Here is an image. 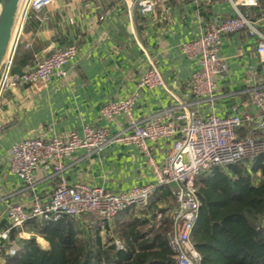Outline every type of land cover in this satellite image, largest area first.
Returning <instances> with one entry per match:
<instances>
[{"label":"crops","instance_id":"0c3cea01","mask_svg":"<svg viewBox=\"0 0 264 264\" xmlns=\"http://www.w3.org/2000/svg\"><path fill=\"white\" fill-rule=\"evenodd\" d=\"M138 0H54L39 13L32 12L23 32L30 49L19 47L13 60V72L31 67L54 49L75 43L77 54L66 66V76L52 78L45 86L25 84L4 91L0 100V229L7 227V205L18 203L28 208L34 196L50 199L58 177L53 164L39 165L32 172V186L9 171V148L27 136H66L89 124L103 127L110 134L128 128L125 116L106 121L100 108L112 101L126 99L137 92L133 118H143L175 106L178 102L194 110L201 120L214 114L224 118L238 115L243 123L237 129L246 137L257 122L258 112L250 97V88L264 84V56L256 53L257 40L245 31L222 37L219 49L228 70L215 78L214 101L204 102L186 88L191 74L199 69L197 60L180 52L182 43L193 40L207 23L235 15L228 0H155V10L141 16ZM240 13L264 26V0L257 7H240ZM25 56L29 59L26 60ZM155 66L164 86L138 88L144 72ZM181 125L180 121L175 122ZM172 139L147 142L149 155L134 145L114 143L100 153L76 150L62 159L63 176L68 183L99 186L112 193L153 182L149 157L161 165L171 149ZM156 194V193H155ZM157 194L151 202L155 201ZM164 201L157 202L162 207ZM137 213V209H133ZM120 213L108 223L126 218ZM88 215L78 217L81 226L90 227ZM94 224V223H93ZM18 236L31 233L22 228ZM103 238L108 236L102 233ZM42 249L47 243L36 237ZM43 243V244H41Z\"/></svg>","mask_w":264,"mask_h":264},{"label":"built area","instance_id":"2783aa9c","mask_svg":"<svg viewBox=\"0 0 264 264\" xmlns=\"http://www.w3.org/2000/svg\"><path fill=\"white\" fill-rule=\"evenodd\" d=\"M54 0H21L11 33V42L0 66V100L5 90L28 84L32 88L45 86L52 78L66 76V64L75 58L77 48L70 43L54 49L50 54L37 60L31 67L13 72V60L19 47L30 49V42L23 41V32L32 12L39 13ZM127 2V0H120ZM235 15L215 19L205 26L198 37L180 45V52L190 60H197L199 69L186 82V88L204 102L214 101L215 78L228 70L219 49L222 37L245 31L256 38L255 51L264 56V26L258 28L256 22L240 13V7H257L259 0H228ZM155 0H138L137 10L141 16L150 15L155 10ZM138 88L152 89L164 86L162 77L155 66H150L138 82ZM251 102L258 112V119L246 137H240L237 129L243 119L238 115L218 117L214 114L201 120L194 110L185 108L178 102L175 106L153 113L140 121L133 118V107L138 93L126 99L103 105L99 116L112 121L116 116H125L128 128L110 134L103 127L84 124L80 131L71 130L66 136H27L9 148V171L17 176L26 188H30L32 172L41 164H53L58 181L50 199L43 202L34 196L30 207L9 204L5 210L7 227L0 229L1 249L7 244L11 230L20 229L26 222L38 219L55 222L62 217L91 218L110 223L121 212L132 208L146 210L155 193L168 187L174 204L161 208L155 214L151 225L168 221L165 238L174 254L176 264H201L192 233L199 214V199L195 187L196 178L204 171L225 168L242 160L264 154V84L250 89ZM180 121L181 125L175 122ZM5 129L0 124V133ZM172 139L171 149L164 162L158 165L149 157L153 182L134 187L127 192L112 193L99 186L82 183H68L63 176L62 159L79 149L88 153H100L109 145L120 143L134 145L149 155L147 142ZM116 250L122 244L114 239Z\"/></svg>","mask_w":264,"mask_h":264},{"label":"trees","instance_id":"16d2710c","mask_svg":"<svg viewBox=\"0 0 264 264\" xmlns=\"http://www.w3.org/2000/svg\"><path fill=\"white\" fill-rule=\"evenodd\" d=\"M26 60L29 59L25 56ZM200 207L193 244L201 264H264V154L234 165L214 167L195 180ZM146 210L129 208L111 227L103 221L81 226L78 218L33 219L11 230L1 249L2 264H176L165 234L168 221L151 225L157 202L174 204L168 187L156 192ZM155 194V195H156ZM94 223V224H93ZM108 236L103 238L102 233ZM42 238L48 249L36 242ZM122 244L116 250L113 240Z\"/></svg>","mask_w":264,"mask_h":264},{"label":"water","instance_id":"95a60500","mask_svg":"<svg viewBox=\"0 0 264 264\" xmlns=\"http://www.w3.org/2000/svg\"><path fill=\"white\" fill-rule=\"evenodd\" d=\"M20 2L21 0H0V66L7 52Z\"/></svg>","mask_w":264,"mask_h":264},{"label":"rangeland","instance_id":"374dc122","mask_svg":"<svg viewBox=\"0 0 264 264\" xmlns=\"http://www.w3.org/2000/svg\"><path fill=\"white\" fill-rule=\"evenodd\" d=\"M9 43H10V41H9ZM8 46H9V44H8ZM7 49H8V47H7ZM170 205H171V202L166 201V202L164 203V205H162V207H158V209H161V208H163V207H167V206H170Z\"/></svg>","mask_w":264,"mask_h":264},{"label":"bare ground","instance_id":"6f19581e","mask_svg":"<svg viewBox=\"0 0 264 264\" xmlns=\"http://www.w3.org/2000/svg\"><path fill=\"white\" fill-rule=\"evenodd\" d=\"M10 42H11V40H10ZM9 45H10V43H9ZM9 47V46H8ZM41 244H43V243H41Z\"/></svg>","mask_w":264,"mask_h":264}]
</instances>
